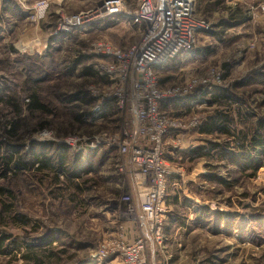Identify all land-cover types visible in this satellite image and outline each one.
<instances>
[{"label":"rangeland","instance_id":"rangeland-1","mask_svg":"<svg viewBox=\"0 0 264 264\" xmlns=\"http://www.w3.org/2000/svg\"><path fill=\"white\" fill-rule=\"evenodd\" d=\"M107 1L0 0V264H114L97 247L117 231L130 181L116 172L124 156L99 137L126 118L108 104L95 45L126 46L139 29L129 17L138 0L116 11ZM193 12L205 23L195 50L161 67V82L205 77L206 66L222 80L165 107L199 124L227 113L234 134L181 129L182 177L168 190L156 261L264 264V0H193ZM87 13L98 17L63 22ZM45 131L63 141L54 148ZM207 141L218 146L187 152Z\"/></svg>","mask_w":264,"mask_h":264},{"label":"built area","instance_id":"built-area-1","mask_svg":"<svg viewBox=\"0 0 264 264\" xmlns=\"http://www.w3.org/2000/svg\"><path fill=\"white\" fill-rule=\"evenodd\" d=\"M120 1L106 4L116 11ZM93 16L98 17L87 13L63 22L81 27ZM129 17L139 29L135 42L122 47L110 41L95 45V53L100 55L95 67L107 79V97L126 118L114 134L99 138L124 156L115 163L116 172L130 181L129 190L118 198L123 205L118 210L122 221L117 231L99 243L97 253L99 257L113 256L110 262L114 264H151V251L164 245L168 181L182 177L177 150L181 129L199 124L197 116L185 122L165 104L188 96L203 82L220 83L222 70L206 66L205 77L191 73L177 83L161 82L160 68L195 50L205 27L193 12V0H138ZM44 134L52 135L48 142L54 148L63 141L51 131L40 136ZM132 225L138 229L135 236Z\"/></svg>","mask_w":264,"mask_h":264},{"label":"trees","instance_id":"trees-1","mask_svg":"<svg viewBox=\"0 0 264 264\" xmlns=\"http://www.w3.org/2000/svg\"><path fill=\"white\" fill-rule=\"evenodd\" d=\"M100 79H102L103 81H107V79L105 78V76L96 73ZM215 97V96H213ZM112 103V101H110L108 104ZM32 108L34 109H43V105L39 102V100L33 96V100L31 102ZM208 120L206 119L205 121H203L202 123L199 124V126L197 127V132L200 134H213L216 132H221V133H228V134H234L233 131L226 126V124L222 123V122H228L229 117L227 115V113H215L212 115H209ZM260 143V140L256 137H254V145ZM218 146V143L216 142H211V141H207V143L203 144V145H196L194 147H192L190 150H188L187 152H189L190 154H193L194 156L198 155L201 151L203 152V150H213ZM203 154V153H202Z\"/></svg>","mask_w":264,"mask_h":264},{"label":"crops","instance_id":"crops-1","mask_svg":"<svg viewBox=\"0 0 264 264\" xmlns=\"http://www.w3.org/2000/svg\"><path fill=\"white\" fill-rule=\"evenodd\" d=\"M175 103V102H174ZM111 104V103H110ZM108 106V105H107ZM178 180L177 178H170L168 181V190L170 186H178ZM168 196H170V194L168 193ZM167 196V200L169 199ZM165 239H166V235H164ZM156 251H151V264H159V261H156V255H155Z\"/></svg>","mask_w":264,"mask_h":264}]
</instances>
